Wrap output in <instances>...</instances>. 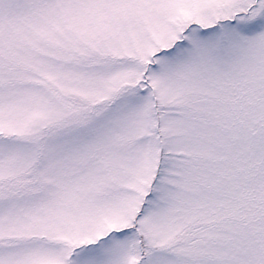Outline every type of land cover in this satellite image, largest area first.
Listing matches in <instances>:
<instances>
[{"label":"snow or ice","instance_id":"snow-or-ice-1","mask_svg":"<svg viewBox=\"0 0 264 264\" xmlns=\"http://www.w3.org/2000/svg\"><path fill=\"white\" fill-rule=\"evenodd\" d=\"M0 264H264V0H0Z\"/></svg>","mask_w":264,"mask_h":264}]
</instances>
